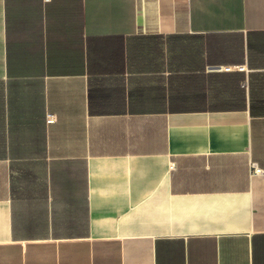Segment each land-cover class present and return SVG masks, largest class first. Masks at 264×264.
<instances>
[{
    "label": "crops",
    "instance_id": "1",
    "mask_svg": "<svg viewBox=\"0 0 264 264\" xmlns=\"http://www.w3.org/2000/svg\"><path fill=\"white\" fill-rule=\"evenodd\" d=\"M0 264H264V0H0Z\"/></svg>",
    "mask_w": 264,
    "mask_h": 264
},
{
    "label": "built area",
    "instance_id": "2",
    "mask_svg": "<svg viewBox=\"0 0 264 264\" xmlns=\"http://www.w3.org/2000/svg\"><path fill=\"white\" fill-rule=\"evenodd\" d=\"M46 118H47V123H53L55 121L53 115L48 114ZM252 173L256 175L257 173H260V170L255 165H252Z\"/></svg>",
    "mask_w": 264,
    "mask_h": 264
}]
</instances>
